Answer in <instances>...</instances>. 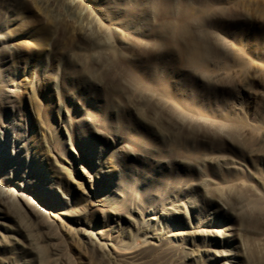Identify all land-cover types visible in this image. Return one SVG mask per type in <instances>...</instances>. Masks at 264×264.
I'll use <instances>...</instances> for the list:
<instances>
[{"label": "rangeland", "instance_id": "rangeland-1", "mask_svg": "<svg viewBox=\"0 0 264 264\" xmlns=\"http://www.w3.org/2000/svg\"><path fill=\"white\" fill-rule=\"evenodd\" d=\"M0 201V264H264V0H0Z\"/></svg>", "mask_w": 264, "mask_h": 264}, {"label": "bare ground", "instance_id": "bare-ground-1", "mask_svg": "<svg viewBox=\"0 0 264 264\" xmlns=\"http://www.w3.org/2000/svg\"><path fill=\"white\" fill-rule=\"evenodd\" d=\"M187 5H188V3L185 1L183 3V6L186 7ZM177 31L180 32V29H177ZM185 54L188 56L189 60L191 62H193V63L201 64L205 60V54H204V52L202 50H200L199 46L196 43L193 44V46L190 49L186 50V53ZM205 232H207V231H205Z\"/></svg>", "mask_w": 264, "mask_h": 264}]
</instances>
